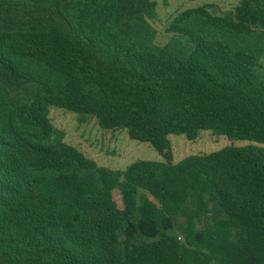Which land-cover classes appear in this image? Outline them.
I'll return each mask as SVG.
<instances>
[{"label":"trees","instance_id":"1","mask_svg":"<svg viewBox=\"0 0 264 264\" xmlns=\"http://www.w3.org/2000/svg\"><path fill=\"white\" fill-rule=\"evenodd\" d=\"M155 18L152 0H0V264H264V0L176 13L184 45H154ZM49 108L164 162L99 167ZM201 130L256 145L172 163L167 138Z\"/></svg>","mask_w":264,"mask_h":264},{"label":"rangeland","instance_id":"2","mask_svg":"<svg viewBox=\"0 0 264 264\" xmlns=\"http://www.w3.org/2000/svg\"><path fill=\"white\" fill-rule=\"evenodd\" d=\"M156 3V18L150 20L155 30L153 44L164 47L170 39L185 44L184 38L175 33H166L171 19L176 13L198 6L213 4L217 15H224L238 5L239 0H152ZM227 46H244V41L232 38L229 33H202ZM246 43H249V39ZM256 72L264 78V55L258 61ZM48 119L57 130L60 141L72 146L97 166L110 171L123 172L134 162H164V159L145 142L128 138L125 130L106 131L100 129L89 116L69 113L64 110L49 108ZM172 163H178L189 156L207 155L226 147H246L256 145L249 141H232L210 130H201L196 139L188 141L181 135L167 138ZM264 147V146H262ZM114 200L120 206L119 193L113 192Z\"/></svg>","mask_w":264,"mask_h":264}]
</instances>
